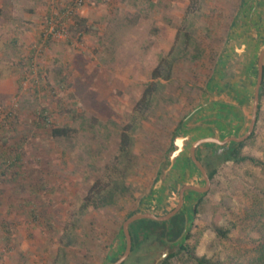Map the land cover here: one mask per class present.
Returning a JSON list of instances; mask_svg holds the SVG:
<instances>
[{
  "label": "rangeland",
  "instance_id": "rangeland-1",
  "mask_svg": "<svg viewBox=\"0 0 264 264\" xmlns=\"http://www.w3.org/2000/svg\"><path fill=\"white\" fill-rule=\"evenodd\" d=\"M242 4L0 0V264H108L124 223L157 188L178 132L200 127L202 116L213 118L216 102H228L226 94L212 100L206 94L219 62L226 58L224 49ZM262 48L264 40L259 51ZM248 57L253 59L234 53L235 73L244 70ZM175 58L180 60L171 83L137 125L136 159L127 180L133 195L121 197L113 208L83 212L91 187L114 167L123 128L132 123L152 71L163 59ZM253 65L256 77V59ZM261 93L255 135L245 141L243 153L264 163V80ZM242 108L236 107V116ZM44 110L50 121L43 117ZM11 112L14 116L6 125ZM250 115L236 137L248 131ZM52 125L80 131L72 139H55ZM234 130L223 133L214 127L211 135L231 136ZM204 148L200 157L213 165L215 154ZM215 170L209 192L189 216L188 236L203 232L199 256L247 263L253 242L264 234L262 224L250 217L255 196L264 193V166L222 162ZM193 178H184L176 190L169 182L164 190L160 185L163 194L157 195V206L171 196L169 207L177 206L180 189ZM198 179L203 184L200 175ZM261 198L264 206L263 194ZM233 222L240 227L232 231L231 240H222L212 228ZM152 231L150 236L140 233L143 247L127 264H153L165 249H170L169 257L179 252V247L164 242L160 227ZM169 264L183 263L176 258Z\"/></svg>",
  "mask_w": 264,
  "mask_h": 264
},
{
  "label": "water",
  "instance_id": "water-1",
  "mask_svg": "<svg viewBox=\"0 0 264 264\" xmlns=\"http://www.w3.org/2000/svg\"><path fill=\"white\" fill-rule=\"evenodd\" d=\"M255 30L259 34H256ZM263 35L264 0H243L242 10L233 22L224 49L226 58L221 59L219 62L209 85V93L206 94L207 99L211 98V100L217 96L222 99L226 94L228 102H216L218 109L214 115H211L213 118L210 119L206 115L202 116L201 121L203 120V123L200 127L196 129L184 127L178 132L162 166L160 177L157 180V188L154 190L151 199L146 201L147 204L143 201L141 207L124 223L120 237L108 256V264H127L138 249L143 247L142 244L136 248V251H133V239L130 232L131 225L141 220L168 222L180 213H184L186 221L182 236L177 242L168 243L179 247L187 241L197 204L200 198L207 194L211 188L212 179L209 173L215 170L219 163L224 162L223 152L226 148L231 149L232 146L247 141L255 131L260 109V89L264 80V48L259 51V43L264 40ZM237 51L240 54L246 53L253 57V59L247 58L246 65H243L245 68L239 74L233 70V62L235 61L233 56ZM254 59L257 60L256 77L252 74V72L254 73L253 66L255 67L253 65ZM255 80H257L256 85L253 84ZM252 95H254V101L251 102ZM243 104L244 106H240ZM236 107H243L240 116H236ZM248 114H251L248 131L243 136L238 135L236 137V134H238L237 129L239 131L242 129V122L245 121ZM214 127H218L220 132L223 133H229V128H233L235 129L232 131L234 135L222 137L220 134H216L212 136ZM203 147L210 153L215 154L212 161L213 165L204 164L199 159ZM186 158L190 162H186ZM198 174L203 179V184L198 181ZM187 177H194L195 181L180 189L177 206L174 208L169 207V204L173 203L171 202L172 199L174 200L172 196L165 202H159L157 206L158 201L155 202V199L158 198V194H163L160 191V185L165 187L166 182H169L171 184L169 188L176 190L177 184L183 182L184 178ZM172 194H175L174 191H172ZM169 208L171 211L167 210ZM159 210L162 212H159ZM190 215L192 216L191 219ZM123 251L124 253H122ZM170 253V249H165L153 261V264H163Z\"/></svg>",
  "mask_w": 264,
  "mask_h": 264
},
{
  "label": "trees",
  "instance_id": "trees-1",
  "mask_svg": "<svg viewBox=\"0 0 264 264\" xmlns=\"http://www.w3.org/2000/svg\"><path fill=\"white\" fill-rule=\"evenodd\" d=\"M77 25H81V23L77 22ZM190 36L191 35L187 34V43L191 41ZM40 38L41 39L39 40L43 41L44 34ZM179 60L180 59L176 58L172 60L163 59L161 65L152 71V82L147 86L142 100L136 107V114L132 120V123L123 128L119 154L116 157L114 167L101 180H98L96 184L91 187L82 206L83 212H86L91 208L94 210L113 208L118 204V201L121 197L133 195L132 188L130 184H128L127 180L129 178V172L131 170L132 164L136 159L133 151L135 146V134L138 130L137 125L147 118V114L150 111L156 97H158V93L163 92V89L167 88L169 83H171L174 76L175 66ZM163 96H166V94H163ZM260 97H262V93L260 94ZM13 114V112L9 114L6 125H10ZM42 114L46 121H50L48 112L46 110H44ZM138 115L139 118L137 117ZM52 126L51 135L55 139H72L78 135L80 131L70 125ZM254 135L255 133L250 139H252ZM246 143L247 142H243L237 146H232L231 149L226 148L223 152L224 163L233 162L240 164L244 162H250L255 165L264 166L262 161L243 153ZM208 153V151L205 153V155L207 154V157ZM199 159L204 163L201 157H199ZM15 160L19 162L20 155L17 154ZM216 173L217 170L211 171L209 173L210 178L213 179ZM262 194L264 195L262 192L255 196L253 202L254 205L250 210V217L251 222L262 224V227L264 228V206L261 204ZM185 221L186 217L184 213H180L168 222L141 220L134 223L130 227V232L133 239V251H136V248L140 247L144 243V240H139L140 233L150 236L154 228L160 227L163 230L162 236L165 239V243L177 242L183 234ZM239 227L240 226L237 222H233L227 228L216 225H214L212 228L222 240H231L232 231L237 230ZM202 236L203 232L193 231V233L188 236L187 242L179 246V252L172 254L164 264H169L176 258L182 261L183 264H226L220 260L211 259L206 256H199L197 254L198 246ZM253 243L255 244L253 255L247 263L230 259L228 264H264V234L260 240Z\"/></svg>",
  "mask_w": 264,
  "mask_h": 264
},
{
  "label": "flooded vegetation",
  "instance_id": "flooded-vegetation-1",
  "mask_svg": "<svg viewBox=\"0 0 264 264\" xmlns=\"http://www.w3.org/2000/svg\"><path fill=\"white\" fill-rule=\"evenodd\" d=\"M254 132H255V131H254ZM253 134H254V133H253ZM252 136H253V135H252ZM252 136H251V137H252ZM251 137H250V138H251ZM250 138H249V139H250Z\"/></svg>",
  "mask_w": 264,
  "mask_h": 264
}]
</instances>
